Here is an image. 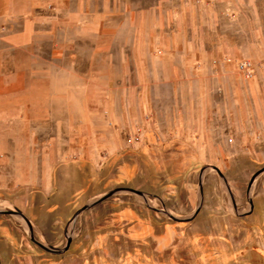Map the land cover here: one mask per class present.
<instances>
[{"label": "rangeland", "instance_id": "obj_1", "mask_svg": "<svg viewBox=\"0 0 264 264\" xmlns=\"http://www.w3.org/2000/svg\"><path fill=\"white\" fill-rule=\"evenodd\" d=\"M207 1L221 4L203 11L194 37L214 34L192 42L200 57L155 59L150 75L113 48L129 89L97 99L89 120L62 76L58 121L33 139L49 184L0 195V264H264V0ZM67 237L59 254L37 245Z\"/></svg>", "mask_w": 264, "mask_h": 264}, {"label": "crops", "instance_id": "obj_2", "mask_svg": "<svg viewBox=\"0 0 264 264\" xmlns=\"http://www.w3.org/2000/svg\"><path fill=\"white\" fill-rule=\"evenodd\" d=\"M219 4L207 0H0V195L9 200L17 191L49 184L47 163L41 156L46 146L34 145L33 139L49 136L41 123L58 121L64 74L71 78L68 89L75 95L70 104L79 107L78 115L83 117L77 121H87L89 107L97 99L110 101L112 90L129 89L127 63L113 64L115 52L119 59H143L150 75L162 74L152 71L155 59L167 66L162 59L199 58L201 51L192 42L205 43L208 32L202 31L201 38L194 34L207 20L203 11ZM136 88L144 89L143 84Z\"/></svg>", "mask_w": 264, "mask_h": 264}, {"label": "water", "instance_id": "obj_3", "mask_svg": "<svg viewBox=\"0 0 264 264\" xmlns=\"http://www.w3.org/2000/svg\"><path fill=\"white\" fill-rule=\"evenodd\" d=\"M215 169V168H214ZM216 170V169H215ZM264 169H262L261 171H263ZM260 171V172H261ZM216 173L219 175V177H222V175L216 170ZM259 173V172H258ZM258 173H255L254 175H252L251 176V178H250V180H249V183H248V187H247V192H248V190H249V186H250V184H251V182L253 181V179L255 178V176L256 175H258ZM203 174V170H201L200 171V175L199 176H201ZM200 185H201V181H200V179H199V181H198V186L200 187ZM126 191L127 192H131V193H133V194H136V195H138V196H143V193H141L140 191H135V190H132V189H126ZM248 194V193H247ZM109 195H103L102 197H100V198H98V199H96L93 203H91V206L92 205H95V204H97V203H99L100 201H102L103 199H105L106 197H108ZM248 203H249V211L247 212V214L250 212V210H251V201L248 199ZM87 207L88 206H83L81 209H79L74 215H73V218H75L76 216H77V214H79L80 212H82V211H84L85 209H87ZM197 212H198V209H196L195 211H194V213H193V215L191 216V217H189V218H187V219H184V220H181V221H188V220H191L196 214H197ZM23 219L24 220H26L24 217H23ZM69 243H70V238L69 237H67L66 238V242H65V245H64V247L62 248V249H56V248H53V247H44V246H42V245H40V244H37L41 249H43V250H45V251H47V252H49V253H52V254H59V253H61V252H63V251H65L67 248H68V246H69Z\"/></svg>", "mask_w": 264, "mask_h": 264}, {"label": "built area", "instance_id": "obj_4", "mask_svg": "<svg viewBox=\"0 0 264 264\" xmlns=\"http://www.w3.org/2000/svg\"><path fill=\"white\" fill-rule=\"evenodd\" d=\"M241 67H242V68H244V67H246V65H245V64H243V65H241Z\"/></svg>", "mask_w": 264, "mask_h": 264}]
</instances>
